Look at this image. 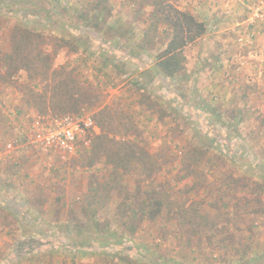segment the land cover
I'll return each mask as SVG.
<instances>
[{
    "label": "rangeland",
    "instance_id": "rangeland-1",
    "mask_svg": "<svg viewBox=\"0 0 264 264\" xmlns=\"http://www.w3.org/2000/svg\"><path fill=\"white\" fill-rule=\"evenodd\" d=\"M56 1L0 0V8L16 10L13 17H0V51L9 47L7 31L20 20L23 28L43 34L39 46L53 56L34 81L21 73L22 79L8 82L6 71L0 72V153L6 142L22 139L35 117L83 110L99 133L67 163L29 148L19 152L20 158L19 153L0 155V264H236L213 246L221 238L253 253L245 264H264V0H235L245 15L238 23L230 10L206 8L210 0H165L160 17L176 7L198 22L204 18L206 28L183 50L180 83L177 77L169 83L155 79L160 73L144 71L169 39L164 24L154 29L144 0L100 1L99 9L109 7L110 14L90 12L97 0ZM140 111L153 116L143 129L135 116ZM98 136L106 138L108 164L92 159ZM126 145L151 149V160L130 161L117 189L99 192L100 204L83 215L80 205L89 202V182H104L116 161L113 154L125 153ZM197 146L207 148L209 161L176 186L184 153ZM27 155L32 162L24 167ZM11 159L14 163H4ZM8 165L21 176L2 174ZM223 172L236 186L222 185ZM153 185H170L177 205L192 201L215 231L179 232L163 210L153 222L135 221L133 233L126 232L115 217L120 198H133L138 188ZM209 196L215 198L209 201ZM44 211L54 214L43 217Z\"/></svg>",
    "mask_w": 264,
    "mask_h": 264
},
{
    "label": "trees",
    "instance_id": "trees-1",
    "mask_svg": "<svg viewBox=\"0 0 264 264\" xmlns=\"http://www.w3.org/2000/svg\"><path fill=\"white\" fill-rule=\"evenodd\" d=\"M100 1L102 0H97L96 4L89 5L90 12L103 11L106 14H110L109 7H101V9H99ZM56 2L59 3V0ZM164 2L165 0H144L142 3H144V6H147L150 10L149 17L154 29L157 30L159 25L164 24L168 30L169 39L163 50L156 57V66L158 71L164 77L173 78L184 69L185 58L183 50L189 46V44L202 37L206 33V28L204 23L196 21L191 14L185 11H179L176 8L173 10L172 15L160 17L158 13L160 9H162ZM9 7V9H6L5 7L0 8V17L2 15L6 16L9 13H11L12 17L16 15V10H13L12 6ZM56 8L57 7H55V10ZM40 10L41 8H39V12ZM55 10H52V14L57 17L59 14H56L57 12H54ZM39 12L35 11L37 14ZM80 18L81 17L78 19ZM81 21L84 22L82 18ZM7 32H9L7 38L9 47L4 51H0V72L4 70L6 71L9 78L8 82L13 80L17 81L18 77L22 79L20 76L21 73H29L28 77L32 81L37 77L42 76V72H46L49 68V62L53 57L52 55L43 52L44 49H41L39 46L40 43L43 44L44 42L43 34L39 33L36 29L23 28L20 20H16L15 25L11 26ZM76 51V49H73V52ZM39 64L43 65L44 71H42L43 67L41 70ZM146 108L151 110L150 106H147ZM261 128L264 130V117L261 119ZM96 138L97 144L94 146L92 159L97 162L103 158L107 160V164L110 163L109 156L111 155H109V151L104 145L106 138L104 136H98ZM125 147V153L120 150L116 154H113L116 161L113 162L114 167L110 168L109 175L106 177L107 180L105 179L102 183L95 181L96 183L94 186L93 184L91 186V183L89 182L87 194L90 196H87L86 199L89 202L80 205L83 215H87L88 209L93 205L100 204L101 201L98 196L99 192L108 194L110 191L117 189V179H123L127 172V164L130 163V161L141 163L143 158L151 160L148 153L144 150L136 151L130 145H126ZM206 160H208L207 148L204 149L203 147L197 146L188 149L180 161V168L178 169V177L175 180V185L177 186L181 181L187 179L191 175V170L198 166L202 161ZM181 171L185 173L181 174ZM150 175L151 172L148 171L146 179H148ZM224 184L222 185L228 188L234 186L235 182L229 180V182ZM165 186L153 185L140 191L138 188L133 198H129L128 196L120 198L118 205H116L115 217H117V222L123 228H128L127 231L124 228L126 232L129 234L133 233L137 228L134 224L135 221L153 222L163 210H166L168 212L167 214L176 220L179 232L185 228V230H188L187 232H189L190 236H199L203 231H215V227L213 225L209 226L207 219L199 215L198 208L195 204H192V201L188 206L184 203L182 205H177L171 198L169 191L170 185H167V187ZM93 216L94 214H91V217ZM118 218L121 222L118 221ZM94 230L96 233L100 231H96V229ZM182 235L183 232L180 233L181 237ZM210 238L213 239L214 236L211 235ZM248 240L249 245L252 246L250 237H248ZM120 243L121 240L119 239L117 245ZM213 246L223 249L227 254L231 255L232 258L237 261L236 264H245L247 261H250L248 259L253 258L252 252V254H248L245 249H239L236 245L232 246L228 244V240L225 238H221V240L216 242ZM233 247H235V249H233ZM232 251H234L235 254Z\"/></svg>",
    "mask_w": 264,
    "mask_h": 264
},
{
    "label": "built area",
    "instance_id": "built-area-1",
    "mask_svg": "<svg viewBox=\"0 0 264 264\" xmlns=\"http://www.w3.org/2000/svg\"><path fill=\"white\" fill-rule=\"evenodd\" d=\"M96 131L97 126L92 115L83 110L51 118L35 117L22 139L16 138L6 142L3 145L4 152L0 155L11 156L29 148L36 153L52 155L65 162L79 153L81 145L87 148L92 134Z\"/></svg>",
    "mask_w": 264,
    "mask_h": 264
},
{
    "label": "crops",
    "instance_id": "crops-1",
    "mask_svg": "<svg viewBox=\"0 0 264 264\" xmlns=\"http://www.w3.org/2000/svg\"><path fill=\"white\" fill-rule=\"evenodd\" d=\"M226 1V0H225ZM228 2L227 3H225V4H223V0H210L209 2H208V6H205L206 8H210V9H212V10H218V9H221V10H223V9H225V10H230V12H234V14H236L235 16H238V19H236V17H232V22H235V23H238V21H239V19H241V18H244L245 17V15H244V10H243V12H241V10L243 9L242 7H241V5H239L238 3H237V1H235V0H227ZM174 8H176V7H174ZM239 8L241 9L240 11H239ZM177 10H178V8H176ZM180 11V10H179ZM243 13V15L241 16V14ZM204 16H206V15H204ZM201 22L203 23V21H204V18H201ZM184 55V54H183ZM153 61V60H152ZM149 70H153V71H155V72H157L158 74L160 73L159 71H158V69H157V66H156V61H155V64H152L151 63V67H147L144 71H149ZM182 72V71H181ZM180 72V73H181ZM179 73V74H180ZM155 74V73H154ZM179 74H177V76H175V77H177L178 78V81L177 82H181L180 80H179ZM179 75V76H178ZM155 77V79H160V80H163L164 82H167V81H169V83H170V81H172V80H170L171 78H166V77H163L162 76V74L160 73L159 75H156V76H154ZM175 77H173V78H175ZM172 78V79H173ZM143 111V110H142ZM142 111H140V112H138V113H136L135 114V116L137 117V122H138V124H140V125H142L143 124V127H142V129L143 128H146L145 126H144V124H146V122H147V120H149L150 121V119H151V121H152V119H153V116L151 115V116H149L148 117V115H150V114H145V112H142ZM154 121V120H153ZM145 131H148L149 132V130L148 129H146ZM22 133H23V131L21 130L20 131V129H19V127H18V131H17V135H19V136H22ZM99 133V129L97 128V131H96V133L95 134H98ZM96 136V135H95ZM151 138V137H150ZM149 151V152H148ZM147 152L148 153H150L152 150L151 149H149ZM30 153L31 152H33L31 149H30V151H29ZM35 152V151H34ZM19 158H20V156H21V153H19L18 155H17ZM28 156H30V155H27V156H24V158H23V162L25 161V162H27V164H25L24 165V167H26L29 163H31L32 161H30V160H28L26 157H28ZM49 156H52V155H49ZM52 157H54V156H52ZM55 159H57L56 157H54ZM58 160V159H57ZM9 161H12L13 163H14V161H13V159H11V160H6L4 163H10ZM60 161V160H59ZM70 161V160H69ZM68 161H61V163H67ZM4 163H2V164H4ZM54 164V163H53ZM56 164V163H55ZM54 166V165H53ZM4 170H6V172L4 171ZM1 173L2 174H5V173H8L9 175H15V176H21L20 175V173H18V171L16 172V170H15V168H14V165L12 166V165H8V166H6L5 168H2L1 169ZM230 174H232V175H234L233 173H230ZM22 175H23V180L25 179V177H26V174H24V173H22ZM28 175L29 176H31L32 177V174H31V171H29L28 172ZM220 176H222V178L223 179H221L224 183H226L227 181L224 179V172H223V174L222 175H220ZM223 183V184H224ZM180 185V184H179ZM225 185V184H224ZM224 188V187H223ZM51 194H49V196H50ZM211 196V195H210ZM208 197V198H210L209 199V201L211 200V198L212 197ZM26 198H29V199H31V196H27ZM215 198V197H214ZM214 198H212V199H214ZM57 199H60V197L59 196H57L54 200H57ZM228 201V198H224L223 199V203L221 204V207H223V208H225V203ZM49 202H51V201H49ZM206 202V201H205ZM0 212H2L1 210H0ZM54 214V211H44V213L42 214V216L44 217H52V215ZM45 222V221H44ZM46 224V223H45ZM5 230V229H4ZM4 232H5V234H6V232H7V230L6 231H1V233L3 234V237H4Z\"/></svg>",
    "mask_w": 264,
    "mask_h": 264
}]
</instances>
